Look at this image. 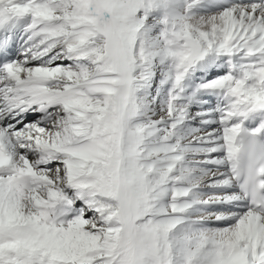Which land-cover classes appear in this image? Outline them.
<instances>
[{
  "label": "snow or ice",
  "instance_id": "1",
  "mask_svg": "<svg viewBox=\"0 0 264 264\" xmlns=\"http://www.w3.org/2000/svg\"><path fill=\"white\" fill-rule=\"evenodd\" d=\"M0 264H264V0H0Z\"/></svg>",
  "mask_w": 264,
  "mask_h": 264
}]
</instances>
